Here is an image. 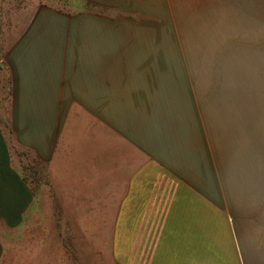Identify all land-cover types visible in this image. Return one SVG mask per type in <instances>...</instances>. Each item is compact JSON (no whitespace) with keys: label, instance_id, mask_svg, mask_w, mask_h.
Returning a JSON list of instances; mask_svg holds the SVG:
<instances>
[{"label":"crops","instance_id":"0c3cea01","mask_svg":"<svg viewBox=\"0 0 264 264\" xmlns=\"http://www.w3.org/2000/svg\"><path fill=\"white\" fill-rule=\"evenodd\" d=\"M82 2L75 11L39 5L11 22L1 59L7 124L45 166L55 203L104 214L124 246L155 258L148 264H264V200L236 191L255 180L262 132L239 113L194 115L210 99L194 19L178 24V0ZM239 80L236 71L235 93ZM1 141L0 191L20 189L27 210L33 195Z\"/></svg>","mask_w":264,"mask_h":264},{"label":"rangeland","instance_id":"374dc122","mask_svg":"<svg viewBox=\"0 0 264 264\" xmlns=\"http://www.w3.org/2000/svg\"><path fill=\"white\" fill-rule=\"evenodd\" d=\"M184 1L178 0V9L181 11L177 14L178 24L179 21L182 25L193 18V23L197 26L190 30L193 40L201 42L194 45V51L200 52V48H204L202 51L209 55L208 61L202 63L209 74L210 99L206 106L193 109L194 115L200 114L202 120H236L239 113V120H257V129L262 134H258L256 138L258 155L256 153V157H253L257 163L256 174H253L255 180L245 182L240 179L236 182L237 185L241 184L236 191L241 196L264 200V0H190V5L189 0H186V5ZM194 1H198L199 5L195 7ZM39 5L75 11L83 2L0 0V60L8 42L11 22L29 19L32 11ZM190 7L195 8L196 12L191 13ZM180 31L178 29V35ZM196 65L200 67V61L194 59V69L197 68ZM236 71L240 72V92L235 88V93L233 82ZM9 95L7 68L1 60L2 149L6 153L8 168L18 175L34 199L26 210L20 189L0 191V264L154 263V257L150 258L145 254L144 259L143 254L137 253V246H124L122 236L115 228L116 222L105 220L104 214H97L102 219L94 220L90 219L94 216L92 207H60L55 203L56 199L48 188L45 166L13 139L6 121ZM234 101L240 105L238 110L233 107ZM225 144L224 146L230 147V144ZM227 156L229 157V153ZM229 158L233 160L232 157ZM226 177L230 181L228 188L231 192L233 187L230 170ZM16 195L22 201L15 205L13 199ZM241 207L250 208L249 205ZM17 208L19 211L15 212Z\"/></svg>","mask_w":264,"mask_h":264}]
</instances>
